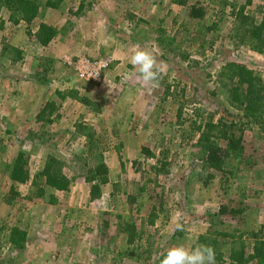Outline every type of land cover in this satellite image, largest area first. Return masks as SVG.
Listing matches in <instances>:
<instances>
[{
    "label": "rangeland",
    "instance_id": "rangeland-1",
    "mask_svg": "<svg viewBox=\"0 0 264 264\" xmlns=\"http://www.w3.org/2000/svg\"><path fill=\"white\" fill-rule=\"evenodd\" d=\"M84 1L96 2L106 21L98 38L109 50L97 58L111 62L98 81L77 75L72 62L79 56H55L30 38L27 29L44 22L40 15L29 28L0 25V264L205 263L199 235L249 232L264 224V137L257 127L245 125L243 135L255 160L229 154L223 161L228 172L208 184L196 128L210 116L234 118L236 109L215 77L221 66L241 64L264 82V53L234 45L228 22L218 24L211 50L207 43L204 51L181 43L190 56L167 53L155 40L158 28L174 29L173 20L192 25L171 0H54L63 9L61 21L69 15L74 20V7ZM202 1L215 7L216 20L230 18V6L247 1L257 17L264 12V0H226L222 14L221 0ZM15 50L20 58L10 62ZM108 72L119 86L131 83L122 84L125 89L117 82L101 85ZM46 104L53 110L40 113ZM19 152L31 176L56 158L73 179L69 190L45 187L40 193L36 185L11 181L5 165ZM98 152L108 181L91 180L99 185L91 197L87 178ZM157 159L167 173L155 174ZM222 205L242 212L218 217ZM130 225L139 234L128 244L130 228L122 227ZM12 227L26 233L21 247L10 243Z\"/></svg>",
    "mask_w": 264,
    "mask_h": 264
},
{
    "label": "trees",
    "instance_id": "trees-1",
    "mask_svg": "<svg viewBox=\"0 0 264 264\" xmlns=\"http://www.w3.org/2000/svg\"><path fill=\"white\" fill-rule=\"evenodd\" d=\"M173 4L183 7L186 10L187 22L172 21L176 25L174 29L158 28L156 41L163 45L167 53H173L180 59L190 56L185 49H180V44L185 43L189 46L197 44V51L203 49L204 43H207L208 49H212L214 42L220 35L215 32L219 30L218 24L229 23L228 38L233 40L234 45H245L249 49L264 53V12L257 17L255 10L246 8V4L235 7L231 5L229 10L230 18H215V7L202 0H171ZM222 6L220 14L223 13L226 0H221ZM48 6L54 3L48 1ZM41 4L39 0H0V25L5 22L12 25L24 24L29 28L36 19ZM27 29V28H26ZM30 38L41 46H47L57 34V29L44 22L35 24L32 29H27ZM30 30V31H29ZM188 48V47H187ZM15 57L9 58L10 62H15L20 58L21 52L15 50ZM201 51H204L201 50ZM0 47V55H3ZM217 82L227 92L228 104L236 109L232 113L231 120H225L222 117L213 119L210 116L205 122L196 126L200 135L198 142L203 148L201 162L207 168L205 184L214 178L215 175L223 176L228 172L223 164L226 156L234 154L239 160L252 159V145L244 138L245 125L256 126L257 130L264 137V82L257 77L252 70L234 62H226L216 73ZM49 109V114L53 107L45 105L40 113ZM254 148V147H253ZM97 164L94 168V174L87 178L89 194L91 197L99 192V185L108 181L107 167L103 161L100 152ZM255 160V159H252ZM58 161L54 157L48 158L41 170H38L31 176L30 167L23 153L19 152L11 164L5 165V170L9 174L11 181L18 184H31L38 186L40 193H44V188L49 187L55 191L69 190L73 179L68 177L60 167L56 165ZM159 163V164H158ZM154 167L155 174L167 173L165 162L157 159ZM99 177V185L91 184V180ZM40 180V181H39ZM242 212V209L228 208L226 205L220 206L215 213L218 217L224 214L232 216ZM221 221V220H220ZM154 219H149V224H153ZM127 228H130L129 230ZM128 230L127 243H132L134 237V225L122 227V230ZM9 240L12 245L21 247L26 240V233L16 227H12L9 233ZM197 243L199 251L205 259L202 264H264V224L257 230L244 231H212L198 236Z\"/></svg>",
    "mask_w": 264,
    "mask_h": 264
},
{
    "label": "crops",
    "instance_id": "crops-1",
    "mask_svg": "<svg viewBox=\"0 0 264 264\" xmlns=\"http://www.w3.org/2000/svg\"><path fill=\"white\" fill-rule=\"evenodd\" d=\"M48 1L51 0H45L44 4L46 5ZM52 2L54 5L49 6L50 8H43L42 6H44V4L40 7L36 19L39 18L40 15V20L54 26L57 29L56 37L47 46L52 49V51H56L55 56H59V54H61L67 58L69 56L68 54H70V56L73 54L76 56L87 55L90 58H97L100 57L103 52H108V47H105L107 41L104 42L98 38L103 31L101 27H103V23L106 21L104 20L103 22V10L100 6H97L96 2L91 4L85 3V1L83 2L85 4L80 2L78 6H76V9L74 7L75 11L72 13L71 9H69V12L72 14V18H74L75 21L73 19H69L71 15L68 16V19L61 21L63 19V14H61L63 9L60 7V4L56 6L54 0H52ZM55 6L57 8H53ZM89 19L91 20L89 21ZM67 20L69 24H67ZM105 32H107V30ZM60 43H65L66 45L61 48L62 45ZM123 44V46H125L126 43ZM124 74L128 75V73ZM117 81L118 78H114L113 75L108 72L105 73L103 81L100 84L109 85V83H116ZM128 83L131 82L128 80L126 82L122 81L119 86V83L117 82L116 86H119L118 88L120 89L121 87L125 89L126 85L122 84Z\"/></svg>",
    "mask_w": 264,
    "mask_h": 264
},
{
    "label": "built area",
    "instance_id": "built-area-1",
    "mask_svg": "<svg viewBox=\"0 0 264 264\" xmlns=\"http://www.w3.org/2000/svg\"><path fill=\"white\" fill-rule=\"evenodd\" d=\"M110 62V59L104 57L92 59L79 56L72 62V66L80 78L86 81H98Z\"/></svg>",
    "mask_w": 264,
    "mask_h": 264
}]
</instances>
